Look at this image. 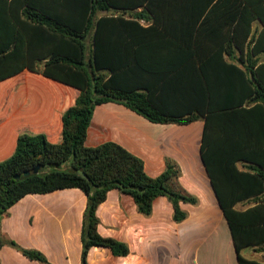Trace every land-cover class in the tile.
<instances>
[{"label": "trees", "instance_id": "trees-1", "mask_svg": "<svg viewBox=\"0 0 264 264\" xmlns=\"http://www.w3.org/2000/svg\"><path fill=\"white\" fill-rule=\"evenodd\" d=\"M162 2L176 4L173 17L180 18L182 4L190 5L192 42L176 41L166 32L157 15ZM140 7L141 12L127 13ZM260 55L264 0H0V82L27 70L79 91L63 115L60 144L44 135H21L13 156L0 163V223L28 195L79 189L87 197L82 264H89L93 247L108 248L116 257L130 253L127 244L98 232L97 210L111 190L131 196L145 216L163 196L176 222L187 218L180 203L198 201L180 188L181 171L174 163L167 162L165 172L152 178L143 161L119 144L85 145L96 107L119 102L152 123L204 121L201 158L239 264H264V257L256 261L242 255L248 248L264 254ZM243 202L253 206L238 210ZM4 244L47 263L39 251L23 249L0 233V248Z\"/></svg>", "mask_w": 264, "mask_h": 264}, {"label": "crops", "instance_id": "crops-1", "mask_svg": "<svg viewBox=\"0 0 264 264\" xmlns=\"http://www.w3.org/2000/svg\"><path fill=\"white\" fill-rule=\"evenodd\" d=\"M162 3L157 15L166 32L176 41L192 42L186 18L190 5L182 4L180 18L173 17L176 4ZM142 8L127 13L141 12ZM141 24L146 26L149 21ZM259 26L255 22L253 29ZM233 57L238 62L239 51ZM259 61L264 62V55ZM78 97V90L27 70L1 81L0 163L13 156L21 135H44L49 142L60 144L63 115ZM204 125L202 120L185 125L152 123L119 102L96 107L87 132V147L107 142L119 144L143 161L145 172L152 178L163 174L167 162H172L181 171L180 188L198 202L180 203L187 218L176 222L173 206L166 197L157 198L152 214L145 216L139 213L131 196L111 190L97 210L98 232L127 244L130 253L116 257L108 248L93 247L87 257L89 264H239L228 222L201 158ZM252 206L253 203L243 202L237 209ZM86 207L87 197L79 189L24 197L3 217L0 233L23 249L39 251L47 263L31 260L4 244L0 248V264H82ZM242 255L256 261H263L264 257L251 248L243 250Z\"/></svg>", "mask_w": 264, "mask_h": 264}, {"label": "water", "instance_id": "water-1", "mask_svg": "<svg viewBox=\"0 0 264 264\" xmlns=\"http://www.w3.org/2000/svg\"><path fill=\"white\" fill-rule=\"evenodd\" d=\"M38 171H39V167L35 168L34 173L37 174ZM79 174H80L82 177L86 178V175H85L83 172H79ZM29 175H30V172H25V173H24V176H26V177L29 176ZM15 178H16V179H19V178H20V175L16 176Z\"/></svg>", "mask_w": 264, "mask_h": 264}]
</instances>
